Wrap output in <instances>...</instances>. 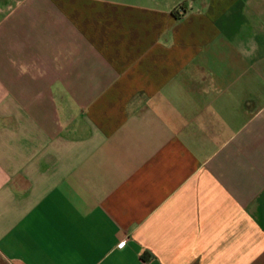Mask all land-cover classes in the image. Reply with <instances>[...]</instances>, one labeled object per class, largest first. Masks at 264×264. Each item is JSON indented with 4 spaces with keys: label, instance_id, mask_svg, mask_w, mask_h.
Wrapping results in <instances>:
<instances>
[{
    "label": "crops",
    "instance_id": "1",
    "mask_svg": "<svg viewBox=\"0 0 264 264\" xmlns=\"http://www.w3.org/2000/svg\"><path fill=\"white\" fill-rule=\"evenodd\" d=\"M0 264H264V0H0Z\"/></svg>",
    "mask_w": 264,
    "mask_h": 264
}]
</instances>
